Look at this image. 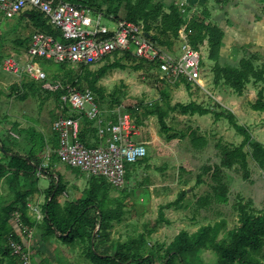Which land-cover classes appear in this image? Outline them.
Segmentation results:
<instances>
[{
	"label": "trees",
	"instance_id": "obj_1",
	"mask_svg": "<svg viewBox=\"0 0 264 264\" xmlns=\"http://www.w3.org/2000/svg\"><path fill=\"white\" fill-rule=\"evenodd\" d=\"M258 1L261 3V9L256 17L263 20L264 0ZM83 2L84 6L88 5L94 12H103L106 16L115 15L118 19L142 24L146 35L155 44L167 49H173L176 43L181 41L179 39L180 30L192 19L189 13L194 9L193 6L185 5L186 8L183 11L179 4L166 5L157 0H84ZM198 5L201 8L202 5ZM28 14L29 17H27ZM202 15L203 17L198 18V22L195 21L197 27L196 25L193 27V34L189 36V41L194 48L199 49L201 41L207 40L208 56L214 62L212 67L214 93L224 89L229 92H227L228 94L242 95L248 85H260L257 91L258 98L252 104V109L264 111V64H259L253 56H244L235 65L221 62L225 30L216 20L208 21L209 14H206L205 11ZM19 19L20 21L28 20V25H32L34 31L45 32L57 39H62L60 31L48 22V18L44 14L38 11L22 13ZM32 33L17 40V45L28 48ZM3 57L4 55L0 53V65ZM92 66L95 65L59 63L58 71L54 72L51 78L48 76L47 80L59 82L62 86L70 84L80 91L86 89L92 91L96 96L95 101L103 118L110 124L116 121L117 114L104 117L103 110L107 107L113 111L115 107L120 106L124 94L114 91L108 101L106 89L100 84L101 80L115 69L126 70L130 67L134 71L142 70L145 73H150L156 68L154 63L135 57L132 51L115 52L97 68L93 69ZM204 66V61L201 59V67L204 68ZM2 78L3 73L0 70V81ZM163 82L174 88L183 84L188 90L192 86V83L184 77L173 82L164 79ZM44 83L24 77L13 83L10 88L21 99L27 94L52 97L56 103L57 117L67 116L80 119V141L87 147L99 146L102 142L100 137H95L96 141L91 142L94 138L93 135L96 134L95 122L90 121L83 112L69 109L66 106L62 107L61 96L64 90L59 89L54 92L45 90ZM210 97L212 98L213 94ZM216 108L221 111H216L215 107L198 103L195 100L188 103H172L170 93L166 92L161 93L158 99L150 102L144 103L143 100H140L136 105H127L126 110L137 120L141 114L146 117H157L161 133L166 134L168 140L183 139L186 134L183 132L179 135L170 133L172 127L168 124L167 118L171 113H188L192 116L214 115L216 120L226 118L230 125L243 136L240 144L224 147L220 164L211 174L214 181L212 184L214 197L218 202L227 204L229 202V187L224 181L225 170L232 169L236 160L247 164L249 159L259 169L264 170V142L253 140L250 129L237 123L231 110L221 105ZM5 122L9 123L7 120ZM3 123V120H0V124ZM10 124L8 133L16 132L19 136L25 133L26 130L21 128L17 121ZM34 133L28 154H22L7 147L4 143L6 138L2 140L0 137L1 149L7 160L6 162L0 161V183L6 178L14 197L10 203L0 206V264H22L19 256L12 253L9 240L13 239L26 247V240H28L26 228L31 230L37 225V219L30 215L28 207L29 197L35 192L36 187L28 182V177L32 174L52 176L50 169L41 166L37 159L48 145V141L44 135ZM8 137L12 136L8 135ZM37 137H39V141L36 140ZM57 145L58 142L55 141L54 146ZM54 158L58 160L59 157L54 153ZM148 162L149 156L146 155L132 163L136 168L147 165ZM39 171L42 172V175H38ZM77 173L84 172L81 170ZM21 178H23L22 183ZM56 180V183L45 192L46 199L42 207V223L46 229L44 238L48 240L58 236L66 245H81L85 258L93 264H202L201 254L204 252H212L217 256L215 264H264V209L255 208L252 199L239 201L237 205L238 223L231 229L227 228L225 219H221L213 224L202 225L193 233L181 230L169 244H152L151 235L155 227L149 228L144 224L145 229L141 233L130 236L127 241L122 243L110 241L113 224L111 219L102 212V208L107 207L104 201L107 188L115 186L102 176H89L88 186L84 190L88 203L83 205V202L80 201H65L64 204H61L59 198L65 191L66 185L62 175H57ZM28 188L30 190H27ZM187 193L188 190H183L179 200L185 198ZM207 198H211L210 195ZM173 205L169 203L166 207ZM17 213L20 216V227H15L12 224ZM106 240H109V245H105Z\"/></svg>",
	"mask_w": 264,
	"mask_h": 264
},
{
	"label": "rangeland",
	"instance_id": "obj_2",
	"mask_svg": "<svg viewBox=\"0 0 264 264\" xmlns=\"http://www.w3.org/2000/svg\"><path fill=\"white\" fill-rule=\"evenodd\" d=\"M188 1L193 2L194 7L189 13L192 19L187 23L188 26L197 27L198 18L203 17L205 11L209 14L208 21L216 20L225 30L221 62L235 65L242 57L253 56L259 64H264V19L256 17L261 9L258 0ZM198 4L202 5L201 8ZM101 22L109 28L115 23L107 17H102ZM0 30V53L9 56L22 50L23 47L17 45V40L32 33L34 27L28 25V20L20 23L17 17L6 18L0 13ZM199 49L205 66L202 68L200 65L201 80L199 83H192L190 90L183 84L174 88L164 83V79L156 72L134 71L130 67L109 72L100 82L106 89L108 101L114 91H120L124 96L122 104L113 111L104 108V117L125 111L127 105H136L140 100L146 103L158 99L161 93L168 92L172 103H188L195 100L215 107L216 111H221L216 108L220 105L231 110L236 115L237 123L250 129L253 140L264 142V111L252 109V104L257 101L260 85H248L242 95L228 94L229 92L224 89L214 93L212 84L214 62L209 59L206 39L201 41ZM40 65L49 78L59 67V64L45 59L40 61ZM165 80L173 82L170 79ZM18 81V78L4 74L0 81V120L4 122L0 124V133L3 137L8 135L13 137L6 138L4 143L9 148L14 146L16 150L23 148L22 152H25L30 151L34 132L44 135L50 146H46L38 155V162L46 169L51 168L52 176L32 174L28 177V182L43 194L56 183L57 175H62L63 181L74 193L78 192V195L85 197L84 190L88 186L90 175L78 174L77 172L81 171L79 168L69 167L60 160L53 159L55 150L53 146L51 147L50 139H53V122L57 117L54 99L30 94L21 99L10 88ZM212 94L213 99L210 97ZM6 120L9 123L5 122ZM15 121L26 130L22 138L21 135L18 137L16 132L8 133L10 123ZM136 121L142 137L148 142L146 146L149 162L136 168L133 166L134 163H127L124 184L116 188L108 187L104 196L112 205V215L119 218H123L124 215V218L130 221L124 225L123 241L143 231L144 224L149 228L155 227L151 235L152 244H169L181 230L193 233L200 226L213 224L221 219H225L227 228L231 229L238 223L237 205L241 199L245 201L252 199L255 208L264 209V170L259 169L251 159L247 164L236 160L232 169L225 170L224 181L229 187V202L224 204L214 197L212 190L214 181L211 174L220 164L224 147L238 145L243 140V136L226 118L216 120L214 115L192 116L188 113H171L167 118L168 124L172 127L170 133L177 135L186 133L183 139L173 140H168L166 134L161 133L157 117H146L141 114ZM3 130H7V135ZM93 137H97L96 134ZM36 140L39 141V137ZM53 141L52 145L55 143ZM185 189L188 190L187 195L179 200L181 192ZM11 195L8 185L1 182L0 206L6 204ZM208 195L211 198H207ZM31 196L30 202L36 203L38 196L33 193ZM66 197L63 193L60 199ZM121 200L126 203L125 206L120 203ZM169 203L174 205L166 207ZM117 206L123 207L121 213ZM70 255V263L78 264L80 254ZM201 257L202 264H215L217 260V256L212 252H204ZM85 261L79 264H91L88 260Z\"/></svg>",
	"mask_w": 264,
	"mask_h": 264
},
{
	"label": "built area",
	"instance_id": "obj_3",
	"mask_svg": "<svg viewBox=\"0 0 264 264\" xmlns=\"http://www.w3.org/2000/svg\"><path fill=\"white\" fill-rule=\"evenodd\" d=\"M32 10L44 14L48 22L60 31L62 39L34 31L25 59L7 57L2 61L1 69L10 75L25 74L43 81L44 89L49 91L63 89L62 107L83 112L90 121L95 122L102 142L97 147L85 146L79 139L80 120L59 116L54 121L53 129L58 138L57 155L60 161L91 176H102L115 187L122 186L125 182L126 163L137 162L147 155L148 142L137 141L142 135L136 118L127 111H119L115 123L104 124L92 91H80L70 84L62 86L59 82L47 81V72L37 61L45 59L54 63L96 65L115 52L132 51L138 59L154 63L156 68L153 72L160 78L175 81L184 77L191 83H199L202 52L189 41L193 27L185 25L181 28L178 48L181 54L176 55L175 47L167 49L155 44L146 35L143 25L118 20L113 15L106 16L103 12H94L80 4L63 0H0V12L6 18ZM102 17L115 22L114 25L109 28L102 24ZM38 175H42V172L39 171ZM31 209L38 219L43 218L40 209ZM19 222L20 216L17 213L12 224L20 227ZM32 235V230H28V239ZM9 245L22 264H34L29 248L13 239L9 240Z\"/></svg>",
	"mask_w": 264,
	"mask_h": 264
},
{
	"label": "crops",
	"instance_id": "obj_4",
	"mask_svg": "<svg viewBox=\"0 0 264 264\" xmlns=\"http://www.w3.org/2000/svg\"><path fill=\"white\" fill-rule=\"evenodd\" d=\"M63 1H68V2H71V3H75V4H80V5H83L84 6V0H63ZM97 1H99V0H97ZM157 1H160V2H163L164 4H166V5H170V4H172V3H176V4H179V6L182 4V3H184V6L186 5V1L188 2V6L189 5H191V6H193L192 4H193V2L191 3L190 1H188V0H179V1H177V0H170V1H166V0H157ZM184 6H182V10H184ZM86 7H88V8H90L88 5L86 6ZM91 9V8H90ZM92 10V9H91ZM1 13V12H0ZM24 13H26V12H24ZM2 14V13H1ZM20 15H22V14H20ZM20 15H18V16H15V17H17L18 19H19V16ZM4 16V15H3ZM30 15L28 14L27 15V17H29ZM5 17V16H4ZM113 17H115V15H113ZM116 18V17H115ZM116 19H118V18H116ZM118 20H124V19H118ZM19 21H20V19H19ZM23 21V20H22ZM125 21H127V20H125ZM20 23H21V21H20ZM140 25H142V24H140ZM0 33H1V30H0ZM179 45H180V43L178 42L176 45H175V48L177 49L176 50V52H175V54L176 55H179V52L180 51H178V48H179ZM178 46V47H177ZM26 51H27V47H23L22 48V50H20L19 52H17V54H12V55H9V56H4L3 57V60L5 59V58H7V57H15V58H19V57H21V58H23V59H25V57H26ZM178 51V52H177ZM2 60V61H3ZM105 60V59H104ZM103 60V61H104ZM103 61H101L100 63H98V64H96V65H99V64H101ZM39 64H40V60H38L37 61ZM2 63V62H1ZM55 64H59V63H55ZM70 64H75V63H70ZM0 70H1V72L4 74V75H8V76H13V77H15V78H18L19 79V81L22 79V78H24V77H27V78H29V79H32V80H35V81H37V82H43V81H39V80H36V79H34V78H32V77H30V76H28V75H22V76H15V75H10V74H7V73H5L2 69H1V65H0ZM47 81H50V82H55V81H51V80H47ZM44 85V84H43ZM44 88V87H43ZM46 90V89H45ZM54 92V91H53ZM122 111H124V110H122ZM119 113V112H118ZM118 113H117V119H118ZM102 114V113H101ZM235 115V114H234ZM235 117H236V115H235ZM102 118H103V115H102ZM117 119H116V121H117ZM80 120V119H79ZM103 122H104V124H110V122L109 121H105V119L103 118ZM115 121V122H116ZM114 122V123H115ZM54 124V123H53ZM95 124V127H96V136L97 137H99V134H98V125L96 124V123H94ZM113 124V123H112ZM3 126V125H2ZM4 127V126H3ZM5 128V127H4ZM3 128V129H4ZM7 130H9V128L7 129ZM7 130H3V132H6V135H7ZM24 136V134L22 135L21 134V137L20 136H18V137H20V138H22ZM0 137H1V139L2 140H4L5 138H8V136H6V137H3L2 135H1V133H0ZM11 138H13V137H11ZM52 140H54V141H57L58 142V138H57V135H56V133H55V131H54V129H53V139H50V143H51V147L55 150V154L57 155V148H58V145L57 146H54V145H52ZM139 140H145L142 136H141V138H137V141H139ZM53 141V142H54ZM96 140H95V137L94 138H92V140H91V142H95ZM146 141V140H145ZM47 146H50V144H49V142H47ZM21 147V146H20ZM11 149H13L14 151H17V152H20V153H22V154H28L29 153V151L28 150H25V152H22V149L23 148H21L20 150H16L15 149V147L14 146H12L11 147ZM29 150H30V147H29ZM58 156V155H57ZM37 159H38V157H37ZM58 160H60L59 158H58ZM0 161H7L6 160V157H5V155H4V153H3V151H2V149H1V145H0ZM62 162V161H61ZM67 165V164H66ZM42 166V165H41ZM50 171H51V168H50ZM59 173V172H58ZM85 173V172H84ZM61 174V173H60ZM85 174H87V173H85ZM87 175H89V174H87ZM42 176H44V175H42ZM91 176V175H90ZM63 177V176H62ZM2 182H4L6 185H8V188H9V190L11 191V193H12V190H11V188H10V186H9V184H8V181H7V179L5 178V179H3L2 180ZM23 182V178H21V183ZM65 183V182H64ZM72 184V183H71ZM66 185V188H65V191L63 192V193H65V195L67 196L65 199H60L61 198V196H60V198H59V201H60V203L61 204H64V202L65 201H74V202H83V205L84 204H87L88 202H86V197H83L82 195H78L79 193L78 192H76V193H74V191H72V189L69 187V185H67V183L65 184ZM38 188V187H37ZM27 190H30V188H28ZM39 192L38 191V189L37 190H35V192H33V194L34 195H36V196H38V198H36V203H32V202H30V199L32 198V196L30 195V197H29V202H28V207H29V213H30V215L31 216H33L35 219H37V225H36V227L34 228V229H31L32 230V232H33V235H32V237L31 238H29L28 240H26V247L27 248H29V250L32 252V254H33V262H34V264H71L70 263V254L71 253H79L80 254V256L81 257H78V264H79V262H84L85 261V256H84V254H83V249H82V247H81V245H79V244H76V245H74V246H71V245H66V244H64L60 239H59V237L58 236H55V237H52V238H50V239H45L44 238V235H45V233H46V229H45V226L43 225V223H42V219H38V217H37V215L32 211V209H31V207H37L38 209H40V211H41V213L43 214V210H42V207H43V204H44V202H45V199H46V197H45V195H46V193H41V192H39V193H37V192ZM62 193V194H63ZM61 194V195H62ZM13 193H12V195H11V198H10V200L9 201H6V204H8V203H10L11 201H13ZM42 200H44L43 202H42ZM104 201H105V204H106V206L107 207H105V208H102V212H103V214L106 216V217H109L110 219H111V221H112V224H113V228H112V230H111V233H110V241H117V242H125V241H123V239L125 238V237H123V235H122V233H123V229H124V225L127 223V222H130L128 219H125L124 218V215H123V218H119L118 216H114V215H112V205H110V202H109V200H108V198L106 199V198H104ZM122 201V200H121ZM115 202H113V204H114ZM122 205H126V203H124L123 201L122 202H120ZM5 204V203H4ZM116 205V204H115ZM114 205V206H115ZM117 208L119 209V212L121 213L122 212V210H123V207H121V206H117ZM128 224V223H127ZM27 229V237H28V228H26ZM142 231H139V232H137L136 234H139V233H141ZM135 235V234H134ZM121 237V239H119ZM110 244V242H109V240H106V242H105V245H109ZM85 258V259H84ZM87 260V259H86ZM89 261V260H88ZM85 263H86V261H85ZM89 263H91L90 261H89ZM91 264H93V263H91Z\"/></svg>",
	"mask_w": 264,
	"mask_h": 264
}]
</instances>
